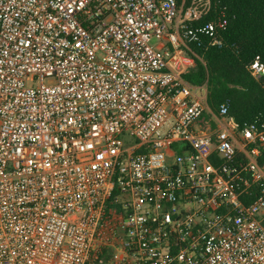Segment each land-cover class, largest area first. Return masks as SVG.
<instances>
[{
  "label": "built area",
  "instance_id": "2783aa9c",
  "mask_svg": "<svg viewBox=\"0 0 264 264\" xmlns=\"http://www.w3.org/2000/svg\"><path fill=\"white\" fill-rule=\"evenodd\" d=\"M212 6L0 0V264H264V109L184 79Z\"/></svg>",
  "mask_w": 264,
  "mask_h": 264
},
{
  "label": "trees",
  "instance_id": "16d2710c",
  "mask_svg": "<svg viewBox=\"0 0 264 264\" xmlns=\"http://www.w3.org/2000/svg\"><path fill=\"white\" fill-rule=\"evenodd\" d=\"M211 18H224L222 47L192 46L198 55L184 75L194 86H206L208 105L229 106L240 124L264 109V76L255 78L250 63H264V0H212Z\"/></svg>",
  "mask_w": 264,
  "mask_h": 264
},
{
  "label": "rangeland",
  "instance_id": "374dc122",
  "mask_svg": "<svg viewBox=\"0 0 264 264\" xmlns=\"http://www.w3.org/2000/svg\"><path fill=\"white\" fill-rule=\"evenodd\" d=\"M151 45H152V46H156V45H157V41L153 39V40L151 41Z\"/></svg>",
  "mask_w": 264,
  "mask_h": 264
}]
</instances>
